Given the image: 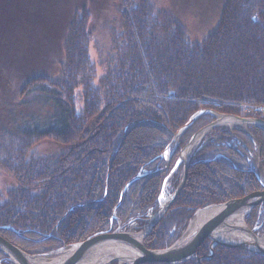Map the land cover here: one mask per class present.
I'll list each match as a JSON object with an SVG mask.
<instances>
[{"label":"trees","instance_id":"16d2710c","mask_svg":"<svg viewBox=\"0 0 264 264\" xmlns=\"http://www.w3.org/2000/svg\"><path fill=\"white\" fill-rule=\"evenodd\" d=\"M31 1L0 0V37L30 29ZM85 1L65 25L54 78L23 71L18 52L10 55L8 41L0 43V78L11 90L0 97L12 116L0 128V177L9 179L0 180V235L27 254L112 232L118 222L122 229L144 228L164 185L171 194L181 179L182 164L166 182L181 149L214 120L202 115L173 140L194 113L264 120L257 111L264 109V0H226L201 42H191L182 23L151 0H116L117 28L109 32L101 76L89 57ZM35 87L53 113L26 123L13 108ZM249 131L264 164V128ZM205 138L182 189L145 238L146 248L171 245L197 209L261 188L251 172L248 133L214 128ZM167 148L168 163L162 158ZM261 207L246 217L250 229L261 224ZM209 243L197 249L201 263L182 264H264V256L241 249L214 246L211 254ZM0 264H12L1 250Z\"/></svg>","mask_w":264,"mask_h":264},{"label":"rangeland","instance_id":"374dc122","mask_svg":"<svg viewBox=\"0 0 264 264\" xmlns=\"http://www.w3.org/2000/svg\"><path fill=\"white\" fill-rule=\"evenodd\" d=\"M151 1L158 11H165V12L168 11L174 17H176L179 20V22L182 23V25L184 26L185 31H186L191 42H201L202 40H204L207 37V35L216 26L218 19H219L220 12H221L226 0H151ZM80 2H81V0H43L40 3L37 2L36 0L31 1V5L33 6V8H35V10L33 8H31V6L29 7V10L32 9L33 12L36 11V14L35 15L33 14L34 18L32 21L33 22L32 26H30V29L28 31L27 30L24 31L21 28L20 29L21 31H19V33H17V34H16V30H15L14 31L15 34L11 33V35L10 36L8 35L7 37H6V35H3L2 37H0V43H4V42L8 41L10 55H12L11 52H13V53L18 52L19 56H17V57H18L19 61L21 62L18 65V67L19 68L21 67V69L23 71H25L27 73H32L33 75H45L46 74V75H50L51 78L56 77L57 72L55 70V67H56L55 61H58V57L61 54L62 36L64 34V31H65L64 28H65L66 23L70 20L71 14H73L79 10V8L76 7V5H79ZM116 3H117L116 0H86L85 1V8L90 13V20H89V26H88V31H89L90 38H91V43H90V47H89V57H90V60L95 64V66L97 68V76H101L103 74L104 66H103V64L101 65V63L104 62L105 58L108 56V54L111 51V42H110V38H109V32H110V30L117 28V25L115 22V21H117L116 12H115ZM74 7L77 8L75 11L72 10V9H74ZM38 11H41L39 13V16H37ZM34 23H35V25H33ZM3 61H5V60H3ZM10 92H11V90L9 89V92H8L7 87L4 86L3 81L0 78V96L4 95L2 97V98H4L5 95L10 93ZM6 98H7V96H6ZM13 109L18 111V117L23 122H26V123H33V122L42 123V122H44V120L48 119L53 113L52 105L48 102L43 101L42 93L36 87L33 88L32 90H30L26 95L22 96L19 99V105L15 106ZM7 111H8V108L6 106H4L3 100H1V97H0V120L3 122V123L0 122V128H2V126L9 120V118H12V116H7ZM206 111L215 112L212 110H206ZM257 111L264 113L263 108L258 109ZM215 113H219V112H215ZM219 114L233 115V116H238L240 118L259 119V118H255V117H243V116H239L236 114H226V113H219ZM5 115L8 118L6 121H5V118H6ZM215 119H216V117L214 116V120ZM259 120H262V119H259ZM230 123H233V124H230ZM254 126L255 125H245V124L236 123L235 121L232 122V121L226 120L223 123H220V125L214 127V128H226L230 133H233L235 129H240L241 131L248 133L249 136L252 137L253 141H254L253 142L254 143V149H252V150H249L248 146L244 143L243 144H244L245 148L247 150H249V157H250V161H251V172L253 173V175L255 176L257 181L260 183L261 188L258 190L252 191L250 193H247L244 196H241L239 198H232L229 200L241 199L248 194L264 190V164L261 162V160L259 158V150H260L259 142L255 138V136L249 131V129L251 127H254ZM256 127H259V126H256ZM214 128H212L206 134H204L201 138H199V142L195 145V148H198L200 146V144H203L204 142L207 141V138H205V137L209 133H211ZM261 128H264V127H261ZM196 133H194V134H196ZM201 142H203V143H201ZM191 155H192V153L190 154V157H191ZM162 158L164 159L163 156H162ZM187 159H189V158H187ZM164 160L166 162V159H164ZM168 161H169V157H168ZM180 164H182V172H181V179H182V174H183V169H184V160L183 159H182V162ZM180 164H178L176 161L174 167L170 171L169 176L166 177V182H167L168 178L171 176V174L179 167ZM186 174H187V171H186ZM7 177L8 176L6 174L2 173L1 177H0L1 182L3 180L9 182V179ZM181 179H180V181H181ZM185 180H186V176H185ZM180 181H179V183H180ZM179 183H178V185H179ZM1 185H3V184H1ZM165 186H166V184L164 185V188L162 189V191L158 197L159 203H162L165 200H167L175 191L174 190L171 194H167ZM229 200H226V201H229ZM226 201H224V202H226ZM224 202L212 203V204H209L207 206L220 205V204H223ZM261 204H264V203H260L259 205L254 207L247 214V216H249ZM199 209H201V208H199ZM196 211L193 213L190 220L193 218ZM260 212L262 213L261 224H259L255 228L250 229L248 227V225L246 224V217L247 216L245 217V224L249 230L254 232V234H256L259 237L264 239V230L260 231V227L264 226V207L260 208ZM152 215L148 218L146 225L148 224ZM120 227H121V225H120ZM133 227H136V224L131 225V228H128V229H122V227H121V230L134 231L132 229ZM186 227H187V225H186ZM186 227H185V229H186ZM185 229L182 231V233L185 231ZM135 232H137V231H135ZM182 233H181V235H182ZM233 234L228 233L227 234L228 237H226L224 235V237H222V238H224L225 240H229ZM2 238H4V237H2ZM206 240H209L211 243L210 239H206ZM79 242H81V241H79ZM74 243H76V242H74ZM210 243H209V245H210ZM10 244H12V243H10ZM65 245H69V244H65ZM65 245H63V246H65ZM13 246H15V245H13ZM63 246H61L57 249H54V250H58V249L62 248ZM15 247H17V246H15ZM209 248H210V246H209ZM234 249H240V248H234ZM154 250H156V249H154ZM241 250H244V249H241ZM210 252H211V250H210ZM213 252H214V247H213ZM45 253H47V252H45ZM42 254H44V253H42ZM28 255L33 256V255H40V254H28ZM6 257H7L8 261H10V259L7 255H6ZM44 258L49 259L50 257L46 256ZM198 258L199 257L196 256L197 261H198ZM199 259L200 260L198 262L201 263V258H199ZM10 262H12V261H10ZM12 264H13V262H12Z\"/></svg>","mask_w":264,"mask_h":264},{"label":"water","instance_id":"95a60500","mask_svg":"<svg viewBox=\"0 0 264 264\" xmlns=\"http://www.w3.org/2000/svg\"><path fill=\"white\" fill-rule=\"evenodd\" d=\"M204 114H212L216 119L209 123L207 126L201 128L193 137L190 142L180 151L177 163L180 164L184 160V169L182 179L173 192V194L166 200L165 204H159V208L150 218L148 224L140 231H124L121 230L120 222L119 227L113 232H102L94 234L93 236L76 243L65 245L58 250H52L40 255H28L18 247L13 246L7 240L0 236V250H2L13 262V264H32L29 258L46 257V264H86L94 258L95 248L98 246L108 245L109 249L117 248L119 253H125L114 257L104 256L98 254L91 264H111L117 262L118 264H146V263H168V264H181L188 260L196 259V251L198 247L206 240L210 239V250L213 253V247L216 245L240 248L248 252L264 256V245L260 240H264L253 231L249 230L245 224V217L247 214L260 203H264V190L257 191L246 195L241 199H234L224 202L220 205H210L198 209L193 218L188 221L185 231L178 237L170 246L163 249H148L144 246L143 241L149 235L153 227L157 224L160 217L168 210L173 203L178 193L183 187L186 171L188 169L189 159L185 158L184 152L192 145L196 138H201L212 128L220 125L226 120L235 121L236 123L245 125H255L264 127V121L253 118H240L233 115H223L215 112L201 110L194 113L184 126L179 128L174 134L173 139L176 140L180 137L186 129L195 122L199 117ZM168 148L163 152L162 156L168 163ZM212 208H217L214 213H211L209 218H206L195 230H190V224L199 211L207 212ZM242 216V221L239 225H235L238 217ZM233 234L234 240H225L224 235ZM242 237H240V236ZM239 239H247L238 241ZM65 249V255L61 251ZM59 253V254H58ZM64 255V256H63ZM64 257L61 261H57L59 257ZM200 259L198 258V261Z\"/></svg>","mask_w":264,"mask_h":264},{"label":"bare ground","instance_id":"6f19581e","mask_svg":"<svg viewBox=\"0 0 264 264\" xmlns=\"http://www.w3.org/2000/svg\"><path fill=\"white\" fill-rule=\"evenodd\" d=\"M230 124H233V123H230ZM233 126V125H232ZM199 142V138H196L195 141L192 143V145L188 148V150L186 151V153L184 152V155H185V158H189V161L191 160L192 156L194 155V153L196 152L197 148H195V145ZM195 148V149H194ZM192 153L191 157H190V154ZM188 161V162H189ZM189 164V163H188ZM134 180V179H133ZM132 181V180H131ZM129 184H127L128 186ZM166 203V200L164 202H162L161 204H165ZM160 204V203H159ZM217 210V208H212L210 209L209 211L207 212H204V211H199L198 214L195 216V218L192 220L191 224H190V230H195V228H197L206 218H209L211 213H214L215 211ZM154 214V213H153ZM242 221V216L238 217L235 225H239V222ZM121 225V224H120ZM119 227V226H118ZM240 236V235H239ZM242 237V236H240ZM222 238V237H221ZM229 240H234V238H230ZM247 239H239L238 241H246ZM261 243H263L264 245V240H260ZM216 246H219V245H216ZM117 248L114 247V249H109V246L108 245H103L102 247L101 246H98L95 248V253H94V258L91 257V260H88L89 262H87L86 264H91L92 260L95 259L97 257L98 254L100 255H104V256H109V257H114L116 258V256H119L123 253H125L124 251H122L123 253H119V251L116 250ZM59 254V253H58ZM66 254L65 253V249L63 251H61V254ZM63 255V256H64ZM59 257L58 259H56L57 261H61L64 257ZM123 256V255H121ZM194 260V259H192ZM29 261L32 263V264H46L47 263V259L42 257H35V258H29ZM190 261V260H188ZM186 261V262H188ZM116 262V261H115ZM182 264V263H181Z\"/></svg>","mask_w":264,"mask_h":264}]
</instances>
